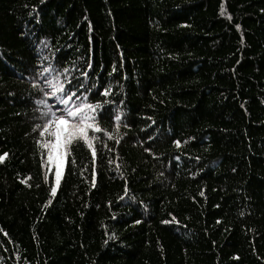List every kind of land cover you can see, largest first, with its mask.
<instances>
[{
    "label": "trees",
    "instance_id": "trees-1",
    "mask_svg": "<svg viewBox=\"0 0 264 264\" xmlns=\"http://www.w3.org/2000/svg\"><path fill=\"white\" fill-rule=\"evenodd\" d=\"M45 78L102 113L59 180ZM4 154L0 264H264V0H0Z\"/></svg>",
    "mask_w": 264,
    "mask_h": 264
},
{
    "label": "snow or ice",
    "instance_id": "snow-or-ice-1",
    "mask_svg": "<svg viewBox=\"0 0 264 264\" xmlns=\"http://www.w3.org/2000/svg\"><path fill=\"white\" fill-rule=\"evenodd\" d=\"M237 27L239 26L237 25ZM44 59H47V57ZM48 71V68L43 70V72ZM65 71L67 72L68 70L65 69ZM40 75H43V73H40ZM44 84L46 85L45 88H41L39 84H33V87L41 91L44 97L37 99L35 103L44 106L46 104V99L55 101L56 103L54 107H49L48 110L43 112L39 117L44 121L42 125L44 130L41 131L39 135L43 137L47 134L50 137L41 144V147L47 149L48 162L50 164H55L56 176L59 180L60 169L64 164L65 156L71 144L73 142L83 141L85 144L91 146L96 137H90L89 132H101L96 122L98 117L102 115V113L96 112L101 106L99 102L93 104L87 102L86 98L83 100L81 99L83 93L76 90V86L79 85L80 88H84V86L78 80L76 84H73L66 79L61 83L58 78L55 82L45 78ZM93 87H95V85H93ZM87 91L89 90L84 88V92ZM100 94L107 95V91L105 90ZM105 103H108V101H105ZM114 120L119 121L120 116H115ZM35 127H41V125H36ZM104 135H108V133L105 132ZM37 142L40 143V141ZM175 143L179 145V142ZM5 155L6 154L0 155V161L4 160ZM95 155V150H93V159H95ZM52 191L55 192V188H53ZM164 222L167 223V221ZM137 223H139V221H137Z\"/></svg>",
    "mask_w": 264,
    "mask_h": 264
},
{
    "label": "rangeland",
    "instance_id": "rangeland-1",
    "mask_svg": "<svg viewBox=\"0 0 264 264\" xmlns=\"http://www.w3.org/2000/svg\"><path fill=\"white\" fill-rule=\"evenodd\" d=\"M52 81L55 82L54 79H53ZM55 103H56L55 101H49V100H48V102L44 105V112L47 111L49 107H54ZM40 122H41V123H40L41 127H38V133H40L41 131L44 130L43 127H42L44 121L41 120ZM40 137H41L40 145L43 144L45 141H47V140L50 138L47 134H45V136H43V137H42V136H40ZM42 150H43V152H44V157H45V158H44V167L47 168V171L50 170V169H52L53 172H55V174H56V167H55V164H54V163H51V164H50V163L48 162V152H47V149L42 147ZM65 158H66V156H65ZM64 162H65V160H64ZM63 165H64V164H63ZM62 168H63V166H62L61 169H60V173H61V171H62Z\"/></svg>",
    "mask_w": 264,
    "mask_h": 264
}]
</instances>
